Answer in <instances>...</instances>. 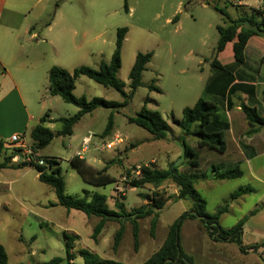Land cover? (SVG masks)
<instances>
[{"label":"rangeland","instance_id":"rangeland-1","mask_svg":"<svg viewBox=\"0 0 264 264\" xmlns=\"http://www.w3.org/2000/svg\"><path fill=\"white\" fill-rule=\"evenodd\" d=\"M239 1L249 5L250 10L258 5L264 8V0H6V7L13 11L7 13L8 24L0 22V55L4 66L19 78L28 112L37 116L48 112L56 119L79 111L77 105L50 93L49 71L53 66L70 72L81 65L98 69L103 60H111L119 28L128 29L117 74L127 92L131 89L129 74L137 53L153 51L143 73V85L135 90L127 105L99 106L85 113L70 135L57 133L61 122L47 121L45 124L55 136L38 155L57 158L65 178L66 194L89 198L96 192L106 194L109 209L121 211L116 205L119 200L131 211L145 203L141 193L156 192L169 199L159 211L155 226L152 220L156 214L138 219L137 242L130 219L106 221L94 238L92 234L99 216L78 209L68 210L59 203L55 189L39 179L34 166L12 162L14 165L0 167V243L8 254L6 264H47L58 256L65 258V234L74 238L71 252L75 262L81 261L79 251L84 248L102 258L143 263L159 249L170 226L190 209L192 202L178 199V187L172 180L164 181L159 187L139 188L132 187L130 180L137 176V165L167 168L172 162L181 171L194 174V187L206 200L209 213L229 205L220 215V225L225 229L239 225L241 245L247 250L241 251L234 242L215 241L199 220L187 219L182 224L180 242L194 256V264H264V247L249 248L264 241V150L247 161L228 147L231 142L228 132L224 149L199 148L196 138L174 122L200 97L219 102L205 87L209 78L218 72L212 67L220 37L218 26L228 25L229 17L251 15L252 11L247 12L237 4ZM249 48H264V45L255 38ZM231 53L233 47L228 44L219 59L233 60ZM254 58L252 54L251 59ZM1 71L4 68L0 65ZM75 84L74 94L78 97L124 101L120 91L85 75L78 77ZM152 84L159 90L151 88ZM11 86V77L0 75V99L10 95ZM147 99L148 108L159 111L170 125L164 139L154 138L149 131L130 122ZM8 104V110L0 112V138L5 144L25 113L22 105L12 101ZM110 113L114 115V127L110 136L103 135ZM37 123L30 122L24 131L28 146L33 144L31 131ZM245 127L250 129L248 123ZM116 134L123 136L124 141L109 149L102 147ZM88 135L91 143L83 153L85 161L97 170L107 167L106 173L116 180L102 185L91 183L72 165L71 158L84 147ZM184 141L199 149V166L187 163L190 157L183 152ZM10 153L11 149L5 147L0 164ZM214 166L219 171L239 166L243 175L216 179ZM245 187L250 190L232 197L233 192ZM121 226L122 237L115 245V232Z\"/></svg>","mask_w":264,"mask_h":264},{"label":"trees","instance_id":"trees-1","mask_svg":"<svg viewBox=\"0 0 264 264\" xmlns=\"http://www.w3.org/2000/svg\"><path fill=\"white\" fill-rule=\"evenodd\" d=\"M263 9L255 8L252 10L251 15L232 19L229 17L230 23L228 25L218 26L220 37L216 48V57L212 60V67L217 70L230 71V69H226L227 64H222L219 59V55H222L228 44H231L233 47V64L236 65L245 61V48L249 39L252 36H260L264 34ZM247 22L249 23L248 26L246 25ZM127 32V27H121L118 29L116 48L112 54L111 60H103L98 69L87 65L78 66L73 70V72L59 66H53L50 69V93L52 95L62 96L66 102L73 103L80 109L76 112V114L69 117L54 119L50 118V113L46 112L40 118L39 123H37L31 131V137L33 139L31 147L39 158H44V160H46V164L31 165L38 170L39 179L46 184L51 185L55 189L57 198L61 205L65 206L68 210L78 209L84 211L88 215H96L100 217V221L95 226L92 234L94 238L102 231L106 221L119 218V221L123 222L124 219H130L133 222V234L135 241L137 242L139 230L138 219L156 214L152 220V225L155 226L157 222L156 217L159 214V211L167 204L169 200L168 198H166L163 194H157L156 192L152 195L141 193L145 203L139 207L131 209V211H127L124 203L119 202V200L116 202V205L121 209V211L109 209L107 202L108 197L106 194L96 192L90 198L87 195L81 197L78 195L66 194L65 178L62 174L57 158L42 157L38 155V151L49 145L55 136V132L51 129V127L45 124L47 121L61 122L62 127L57 133L59 135H70L73 133L75 123H77L85 113H89L99 106H125L133 97L135 90L143 85V73L147 69L146 66L153 56V51L137 53L135 62L129 74L131 80V89L129 92L125 90V83L121 81L117 75L122 63V46ZM82 75H85L105 86L114 87L124 96V101L115 102L100 97H94L89 100L85 96H76L74 94V89L76 88L75 82L76 79ZM232 81L233 79L229 82ZM216 82L218 81H216V77L213 75V77H211L206 84L205 89L207 93L215 95L212 91L220 90V84L218 85ZM151 88L159 90V88L154 84L151 85ZM235 89H241V86L237 85L235 86ZM147 103L148 99L141 111H139L136 116L130 118V122L146 129L153 135L154 138H166L170 125L159 111L148 108ZM242 110L244 111L248 124L250 125V129L247 131L245 136H253L258 133L261 128H264V116L259 113L256 106H250L247 103H243ZM174 122L181 129H183L186 134L193 135L196 138L199 148L207 147L219 150L227 147L225 134L229 130L230 124L227 116L222 113V108L219 102L217 103L211 101L206 97H200L193 107H186L183 110L182 118H175ZM113 127L114 115L110 113L103 135L110 136ZM183 149L184 154L187 157H190V160H188L187 163L191 166H199V149L189 146L185 141ZM4 150L5 141L0 138V154ZM11 158L12 155H8L5 161L0 164V167L11 166ZM85 160V158L73 156L70 161L89 182L102 185L116 180L113 176L106 173L107 167L97 170ZM55 163H57L56 166H54ZM26 164L27 163H25V165ZM19 166H22V164H19ZM135 169L137 172V166ZM214 172V177L216 179L236 178L243 175V170L239 166H234L229 169L227 168L223 171H219L218 168L214 166ZM166 180H172L177 185L178 199H189L192 202V206L170 226L167 236L159 249L141 264H194V256L187 253L181 246L180 242L179 234L181 233L182 224L187 219L199 220L204 225L207 235L215 241L223 240L237 243L240 246L241 251L247 252L245 246L241 245L242 232L240 231V226L237 225L232 229H225L220 225V215L228 210L229 205H224L216 213H209L206 209V200L200 196L196 187H194L196 182L194 174L181 171L175 162L170 163L167 168H156L151 165H141L139 173H137L135 178L130 180V184L132 187L136 188L145 187L146 185L159 187ZM247 190H250V188H240L232 193V197L236 198L241 194V192ZM122 232V226L117 232H115V245L119 244ZM65 238L66 257L62 258L58 256V258L52 259L47 264H59L64 260H66L64 264H129L116 259L102 258L98 253L84 248L79 251L81 261L75 262V256L71 252L74 238L68 234H65ZM259 247H264V241L261 244H252L249 246L251 249H258ZM7 262L8 254L6 248L0 243V264H6Z\"/></svg>","mask_w":264,"mask_h":264},{"label":"crops","instance_id":"crops-1","mask_svg":"<svg viewBox=\"0 0 264 264\" xmlns=\"http://www.w3.org/2000/svg\"><path fill=\"white\" fill-rule=\"evenodd\" d=\"M237 4L245 10L247 9V12L252 11L246 3L239 1ZM257 7L259 8V5ZM12 11L11 8L6 7V0H0V22L2 20V23L8 24L6 16L7 13ZM255 38L260 40L261 45H264V34L252 36L246 45L245 61L243 63L234 65V59L230 61L220 60L222 64H227L226 69H230V71L218 70V74H214L216 81H218L216 84H220V90L212 91L219 98L222 113H224L229 120L230 128L227 132L231 136V142L228 147H231L234 151L236 150L235 152H239L247 161L257 157L259 152L264 150V128H261L260 131L253 136H245L249 129L245 127L248 121L242 110L243 103H247L250 106H256L259 113L264 116L262 112L264 109V48H249L251 41ZM252 54H254L257 60L255 58L251 59ZM231 55H233V53H231ZM0 65L4 68V71H1L0 75H8L12 80L10 95L5 99H0V112L4 109L6 111L8 110L10 107L8 101L22 105L24 107L23 112H25L21 124L9 135L10 138L14 133L24 132L30 122L35 121L39 123L42 116H37L36 114L28 112L26 99L24 98L21 88H19V78L4 66V60L1 55ZM232 79L233 81L229 82ZM237 85H240L241 89L236 90L235 86Z\"/></svg>","mask_w":264,"mask_h":264},{"label":"built area","instance_id":"built-area-1","mask_svg":"<svg viewBox=\"0 0 264 264\" xmlns=\"http://www.w3.org/2000/svg\"><path fill=\"white\" fill-rule=\"evenodd\" d=\"M25 132L23 133H14L10 136V140L7 144H5L6 149L10 148L11 153L9 155H12L11 161L13 163H28V164H39V165H45L46 160L44 158H39L37 154L33 151L31 146H28L26 143V136ZM120 134H116L112 140L106 142L103 144L102 147H105L106 149L112 148L115 145L121 143L124 141V138H122ZM91 143V137L90 135L86 136L83 145L84 147L77 151V153L74 156H78L79 158H84L83 153L86 152L89 149V145ZM141 165H137V173H139Z\"/></svg>","mask_w":264,"mask_h":264},{"label":"water","instance_id":"water-1","mask_svg":"<svg viewBox=\"0 0 264 264\" xmlns=\"http://www.w3.org/2000/svg\"><path fill=\"white\" fill-rule=\"evenodd\" d=\"M56 165H57V163L54 164V166H56Z\"/></svg>","mask_w":264,"mask_h":264}]
</instances>
